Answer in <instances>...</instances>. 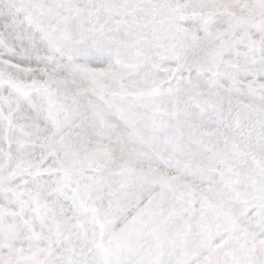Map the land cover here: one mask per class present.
Returning a JSON list of instances; mask_svg holds the SVG:
<instances>
[{
    "label": "snow or ice",
    "instance_id": "1",
    "mask_svg": "<svg viewBox=\"0 0 264 264\" xmlns=\"http://www.w3.org/2000/svg\"><path fill=\"white\" fill-rule=\"evenodd\" d=\"M0 264H264V0H0Z\"/></svg>",
    "mask_w": 264,
    "mask_h": 264
}]
</instances>
